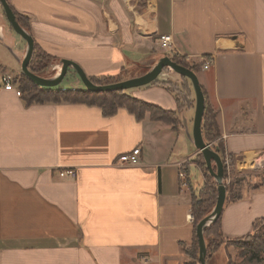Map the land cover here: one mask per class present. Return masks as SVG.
I'll return each instance as SVG.
<instances>
[{
  "label": "crops",
  "instance_id": "obj_1",
  "mask_svg": "<svg viewBox=\"0 0 264 264\" xmlns=\"http://www.w3.org/2000/svg\"><path fill=\"white\" fill-rule=\"evenodd\" d=\"M7 1L29 20L43 53L88 78H120L140 64L149 71L169 54L212 61L197 76L226 157L245 179L242 200L224 207L223 236L244 237L264 219V0ZM163 35L173 38L170 51L160 47ZM12 36L0 32V44L16 46ZM2 68L0 264H196L186 254L194 238L188 216L203 176L192 163L199 151L191 104L178 111L160 85L133 91L176 112V125L126 109L107 117L83 104H27L5 90ZM137 148L138 165L119 161ZM71 170L74 178L60 177Z\"/></svg>",
  "mask_w": 264,
  "mask_h": 264
},
{
  "label": "trees",
  "instance_id": "obj_2",
  "mask_svg": "<svg viewBox=\"0 0 264 264\" xmlns=\"http://www.w3.org/2000/svg\"><path fill=\"white\" fill-rule=\"evenodd\" d=\"M11 7V6H10ZM13 13L15 14L17 22L28 32H30V22L29 20L17 13L11 7ZM35 49L34 53L40 50V47L34 42ZM43 52V51H42ZM33 53V54H34ZM176 64L185 67L196 75L201 71L204 62H194L192 64L188 63L184 58L179 57L175 54L166 55ZM33 57V56H32ZM43 58L51 59L50 56H47L43 53ZM32 59L29 64V69L32 73L37 74L32 68ZM96 85H110L118 82H122L121 79L113 78V77H100V78H89ZM29 82L25 87H19L18 90L21 93L24 101L27 104L33 103H72V104H83L90 107L100 108L103 112L104 116H113L120 109H126L131 114L135 115L138 119H140L146 113H149L151 119L153 121H164L169 124H177V113L167 112L159 107L154 105H149L142 101H139L135 98L127 96L123 93V91H117L112 93H93L86 91L83 89H72V90H62L59 88L49 89V88H41L33 84L28 78ZM181 84L179 86L172 84L171 82H159L156 81L153 85H160L165 87L169 92L174 95L176 103L178 105V111L184 109L189 104H191L192 108H194L196 99L195 92L190 80L185 77H181ZM30 86V87H28ZM180 87L183 89V93L180 90ZM202 88V87H201ZM204 97H205V110L202 120V135L206 144L210 145L211 148L219 154L221 160L224 164V181L230 179V175L233 172L234 175V165L235 162L231 157H226L223 143L221 141V134L217 122V112L211 106L208 101V97L204 89L202 88ZM25 93L30 94L29 96H25ZM177 111V112H178ZM201 157L202 154L199 152ZM229 159L231 164L230 168L225 165L226 159ZM199 168V162L197 163ZM201 168L204 169L206 173V182L202 187V194L208 196L206 200H199L197 196H193V227H194V238L193 243L190 249L186 250V254L192 259L198 262L199 255V247L198 240L196 236V227L198 223L207 217L211 213V209L217 202L218 191L216 187V183L212 177L207 176L209 173L208 168L206 166V162L204 158L202 159ZM211 176V175H210ZM208 180H210L211 184H209ZM244 178H237L231 180L230 185L226 186L227 190V198L225 206L229 203H234L242 200L243 194L241 191L242 183ZM204 198V197H203ZM223 214V213H222ZM221 217L218 221L209 227L205 233V241L207 246V260L210 261V258L222 247L225 248H237L238 253L236 258L238 262H235L231 255L228 256L227 264H264V219H259L254 222L252 231L248 235L234 239L227 240L224 238L222 229H221ZM208 237H211V241L209 243ZM199 264V262H198Z\"/></svg>",
  "mask_w": 264,
  "mask_h": 264
},
{
  "label": "water",
  "instance_id": "obj_3",
  "mask_svg": "<svg viewBox=\"0 0 264 264\" xmlns=\"http://www.w3.org/2000/svg\"><path fill=\"white\" fill-rule=\"evenodd\" d=\"M0 6L3 9L4 15L11 29L26 42V54L21 62L22 73L38 87L49 89L59 87L66 77L69 69L74 70V72L79 76L84 86L83 88L86 91L93 93H112L146 87L158 81L165 69H170L180 77H185L190 80L196 99L193 129L192 135L190 137L196 149L202 154L209 174L215 180L218 186V197L213 211L207 217L202 219L196 227V236L199 247L198 262L199 264H209L207 260V246L204 233L221 217L226 203L227 190L224 184V164L221 160V157L211 148L210 145L206 144L203 139L202 120L205 110V97L198 76L191 70L176 64L167 56L161 58L145 75L110 85L94 84L77 64L68 60L60 61V71L52 78H44L35 75L29 69V64L35 49L32 35L17 22L15 14L13 13L7 0H0ZM213 164H215V170L213 168Z\"/></svg>",
  "mask_w": 264,
  "mask_h": 264
},
{
  "label": "rangeland",
  "instance_id": "obj_4",
  "mask_svg": "<svg viewBox=\"0 0 264 264\" xmlns=\"http://www.w3.org/2000/svg\"><path fill=\"white\" fill-rule=\"evenodd\" d=\"M0 23L5 24L4 30L8 33L9 36L13 37L12 35H15L17 37V39H19V42H17L18 44L16 46L15 45L4 46L5 44H0V65L3 66L1 72H3L5 75H10L14 79L12 84L15 85V87H18V88L19 87H25V86L29 85L28 84L29 82L27 81V77L22 73L21 62L24 59L25 54H26V50H25L26 49V42L24 41V39L22 37H20L18 34H16L11 29L1 6H0ZM16 56H17V58H16ZM32 60L33 61H32L31 68L35 72H37V74H35V75H38V76H41L44 78H52L57 73H59V71H60V64H58V62L55 60L43 58L42 50L41 51L38 50L36 53H34ZM147 72H148V70L145 71V66L143 64L135 65L131 68H127L126 71L123 73V75L119 79H121L122 81H126L129 79L141 77V76L145 75ZM163 73L167 75L164 77V79H166L167 82H171L172 84L177 85V86H179L181 84V82H182L181 77L179 75H177L175 72H173L172 70L165 69ZM201 79H202V77H201ZM0 83H2L1 77H0ZM28 87H30V86H28ZM83 87L84 86H83L79 76L74 72V70L69 69L66 77L64 78L62 83L57 88L62 89V90H72V89H82ZM142 88H144V87H142ZM138 89H141V88L123 91V93L125 95L131 97L133 91L138 90ZM180 90L183 93L182 87H180ZM29 95L30 94L25 93V96H29ZM195 107H196V102H195L194 108L191 109V111H188V117H189V115H191V117L194 119ZM181 149H182V144L179 142L177 147H176V151L181 150ZM202 159L203 158L199 154L192 161V163H195L196 166H197V163L199 162V172L203 176V180H202V182H199V186L195 190L194 195L197 196L199 200H206L208 196H206V195L204 196L202 194V187L204 186L205 182L207 181L206 180V173H205L204 169H202L200 166L202 163ZM186 164H188V162ZM183 166H184V164H183ZM213 168L215 170V164H213ZM207 176L211 177L209 173H207ZM235 177L244 178V176H240L236 173V171H234V175L232 172L230 175V179L224 181L225 186H229L231 180L234 179ZM194 181L196 183L197 179H194ZM208 182H209V184H211L210 180H208ZM214 182H215V180H214ZM216 187L218 188L217 183H216ZM215 205H214V207H215ZM214 207L211 209V212L213 211ZM208 241L210 243L211 237H208ZM231 248L233 249L232 250L233 252L231 254L232 258L235 262H238V259L236 258L237 253H238V249L234 248V247H231ZM193 261L196 264H198L197 261H195V260H193ZM208 262H209V264H227L228 263V255H227V252L225 250V247L222 246L210 258V261L208 260Z\"/></svg>",
  "mask_w": 264,
  "mask_h": 264
},
{
  "label": "built area",
  "instance_id": "obj_5",
  "mask_svg": "<svg viewBox=\"0 0 264 264\" xmlns=\"http://www.w3.org/2000/svg\"><path fill=\"white\" fill-rule=\"evenodd\" d=\"M159 44L160 47L163 51H170L172 46H173V38L170 35H163L159 37ZM212 64V61H206L204 62V69H208ZM165 75L164 73L161 75L163 76ZM160 76V77H161ZM159 80V79H158ZM14 81V79L10 76V75H5L3 77V82L5 83V90L7 91H16V95L17 96H21V93L19 92V90H17V88L15 87V85L12 84V82ZM140 154H141V150L139 148L134 149L131 153L127 154V155H123L119 158V161L122 164H126V165H131V166H136L140 163ZM230 160L227 158L225 165L230 168ZM76 176L75 171L71 170V171H63L60 173V177L61 178H74ZM181 180H186V175L184 173H180L179 175ZM188 221L193 223L194 218L193 215L188 216Z\"/></svg>",
  "mask_w": 264,
  "mask_h": 264
},
{
  "label": "bare ground",
  "instance_id": "obj_6",
  "mask_svg": "<svg viewBox=\"0 0 264 264\" xmlns=\"http://www.w3.org/2000/svg\"><path fill=\"white\" fill-rule=\"evenodd\" d=\"M0 32H2L4 35H6L9 39L13 41V37L8 35V33L4 30V27L1 23H0Z\"/></svg>",
  "mask_w": 264,
  "mask_h": 264
}]
</instances>
